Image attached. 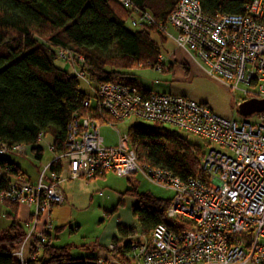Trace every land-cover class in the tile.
Wrapping results in <instances>:
<instances>
[{"label":"built area","instance_id":"2783aa9c","mask_svg":"<svg viewBox=\"0 0 264 264\" xmlns=\"http://www.w3.org/2000/svg\"><path fill=\"white\" fill-rule=\"evenodd\" d=\"M114 1L130 15L129 28L153 27L165 40L173 41L176 51L199 62L200 68L204 65L206 75L228 91H239L240 84L256 88L240 91L246 98L236 108L245 101H264V0H249L243 15L214 17L204 14L197 0H178L163 23L131 0ZM169 28L175 36L168 33ZM57 57L70 64L72 74L89 86L91 94L83 102L84 115L72 116L66 151L44 167L36 184L16 177L0 192V204L16 205L18 214L22 210L26 227L10 256L18 264H38L30 243L33 240L38 251L46 242L45 234L52 229L51 209L63 203L60 185L112 172L123 178L139 173L173 193L167 224L157 225L148 237H139L138 244L131 245L126 255L130 264H264V112L247 116V120L253 118L248 121L227 120L185 97L145 96L134 86L117 82L93 86L81 70V56L58 50ZM175 57V53L167 58L159 55L147 68L167 72ZM128 118L169 125L204 141L209 151L200 162L202 175L181 181L167 171L140 164L126 133L117 132L116 144L104 146L98 124L115 126ZM27 151L15 145L0 150V156ZM52 163L59 167L57 174L49 171ZM106 248L114 250L111 243ZM98 264L119 263L109 254L99 257Z\"/></svg>","mask_w":264,"mask_h":264},{"label":"trees","instance_id":"16d2710c","mask_svg":"<svg viewBox=\"0 0 264 264\" xmlns=\"http://www.w3.org/2000/svg\"><path fill=\"white\" fill-rule=\"evenodd\" d=\"M131 1L156 22L163 23L178 0ZM197 1L204 14L214 17L243 15L249 0ZM129 18L114 0H0V150L22 145L34 160L40 161L43 150L38 137L41 135L42 139L50 136L49 145L55 155L66 151L72 116L84 115L83 102L90 96L80 91L75 75L55 66L58 50H68L84 59L81 70L93 86L117 82L150 95L141 88L131 70L155 64L161 53L152 36L163 42L165 39L151 26L129 28ZM180 66L187 75L185 65ZM126 134L140 164L167 171L181 181L202 175L200 162L204 152L176 132L162 127L133 126ZM49 171L57 174L59 167L52 163ZM16 177L26 176L8 155L0 156V192ZM127 181L130 183L128 178ZM121 196L132 199L130 213L139 232L130 226L118 227L120 238L111 241L113 251L99 247L96 252H88L84 247V256L78 258L71 256L72 246H54L58 235L65 230L54 227L46 232V242L38 251L31 241L29 250L37 254L35 262L98 264L99 251H105L119 264H130L126 255L131 245L138 244L139 237H148L157 225L167 224L170 199L138 193L135 187ZM2 205L6 207L3 215L9 223L0 230V264H18L10 254L21 243L25 228L18 219V207L10 203ZM133 234L138 236L135 240L129 238Z\"/></svg>","mask_w":264,"mask_h":264},{"label":"rangeland","instance_id":"374dc122","mask_svg":"<svg viewBox=\"0 0 264 264\" xmlns=\"http://www.w3.org/2000/svg\"><path fill=\"white\" fill-rule=\"evenodd\" d=\"M168 33L172 36L176 34L170 28ZM152 38L159 44L162 56L167 58L170 54L175 53L176 57L173 62L169 63L167 72L155 71L151 68H142L139 66L132 69L131 73L144 89L150 91L152 94L165 93L185 97L191 101L205 105L214 115L222 119L235 121L247 120V117H242L238 114L236 104L246 98L240 91L254 92L256 88L240 84L238 86L239 91H228L218 81L206 75L203 69L206 70L207 68L204 65L201 67L203 69L197 68L196 72L193 71L191 74L185 75L180 64H174L179 62L184 57V54L180 51L176 52L173 41L166 39L163 42L158 36L154 35ZM54 64L57 68L72 74V67L69 63L57 59ZM78 84L80 91L90 96L91 89L89 86L82 80H78ZM92 104L91 101L90 106ZM252 119V117L248 118V120ZM133 126L147 128L162 127L170 132H176L169 125L158 126L147 120L128 118L116 123L115 126L98 124V133L103 139L104 146H113L117 142V132L125 134L127 129ZM176 133L186 138L190 143L199 146L204 153L209 151L208 146L205 145L206 143L198 137L186 132ZM50 143V136H45L40 141V147L43 150L40 161L34 160L28 151L25 155H8L9 159L18 164L28 179L35 182L38 180L44 167L55 158V154L48 147ZM212 148L225 153L218 146H213ZM128 179H130V183H128L127 178L118 177L112 172H107L104 178L97 176L95 179L90 180L79 178L77 180H66L63 182L60 185V190L63 193L64 201L61 205L54 206L49 216L52 228H65L58 235L54 246H73L74 249L71 252V256L83 257L85 254L83 248L97 244L103 236L105 229L113 222L111 220L112 216L109 213L115 209L117 213L122 211L123 218L128 220L129 226L134 228L136 232H139L137 223L132 219L130 213L124 209L125 206L117 203L118 200L123 201L121 194L131 187H135L138 193H149L155 198L162 200H169L173 195L170 190L152 184L139 173ZM32 210L33 208L31 207L30 211ZM5 212L6 207L0 204V230L6 228L9 223L3 215ZM20 223L26 230L23 220H20Z\"/></svg>","mask_w":264,"mask_h":264},{"label":"crops","instance_id":"0c3cea01","mask_svg":"<svg viewBox=\"0 0 264 264\" xmlns=\"http://www.w3.org/2000/svg\"><path fill=\"white\" fill-rule=\"evenodd\" d=\"M177 52V51H176ZM183 53V52H182ZM184 54V53H183ZM178 63V64H177ZM177 63H174L175 65H181V64H184L185 65V67H186V69L188 70V74H191L193 71H197V68L198 69H201L200 68V63L199 62H197V61H194L193 59H191L188 55H186V54H184V57L181 59V60H179V62H177ZM183 71V70H182ZM182 71H181V73H182ZM185 74V73H184ZM186 75V74H185ZM141 88L144 90V91H147V92H150V91H148V90H146V89H144L143 88V86L141 85ZM162 94H165V93H162ZM49 164V163H48ZM47 164V165H48ZM26 176V175H25ZM97 176H100V177H103L104 178V176H105V173L104 174H100V175H97ZM97 176H95L94 178H92V179H95ZM128 178H130V177H128ZM24 179L26 180V181H28L30 184H36V182L37 181H31L30 179H28L27 177H24ZM90 180V179H89ZM130 180V179H129ZM63 194V193H62ZM122 197V196H121ZM129 198V197H128ZM128 198H123L122 197V199H123V201L121 202V200H118V204H120L121 206H125V208L124 209H126L127 210V212L128 213H130V209H131V207H132V205H133V201H132V199H128ZM63 201H64V196H63ZM112 212V211H111ZM122 211H119L118 213H117V211H116V209H115V211L112 213V214H110L109 213V215H111L112 216V221L113 222H111V224H109L108 225V227L105 229V231H104V234H103V236L99 239V241H98V243L97 244H94L93 246H91V247H87V249H89V251L88 252H92V251H97L98 250V248L99 247H106V246H108L110 243H111V241L112 240H115V239H119L120 237H119V235H118V233H117V228L118 227H123V228H127V227H129V222H128V220L127 219H124L123 218V215H122V213H121ZM23 215V211L21 210V212L18 214V219L19 220H21V216ZM130 215H131V213H130ZM73 247V246H72ZM74 248V247H73ZM98 256L99 257H103V258H106V256L107 257H109V255H108V253L107 252H105V251H99V253H98Z\"/></svg>","mask_w":264,"mask_h":264},{"label":"water","instance_id":"95a60500","mask_svg":"<svg viewBox=\"0 0 264 264\" xmlns=\"http://www.w3.org/2000/svg\"><path fill=\"white\" fill-rule=\"evenodd\" d=\"M238 114L242 117H247L254 113L264 112V101H245L237 107Z\"/></svg>","mask_w":264,"mask_h":264},{"label":"bare ground","instance_id":"6f19581e","mask_svg":"<svg viewBox=\"0 0 264 264\" xmlns=\"http://www.w3.org/2000/svg\"><path fill=\"white\" fill-rule=\"evenodd\" d=\"M227 15V14H226Z\"/></svg>","mask_w":264,"mask_h":264}]
</instances>
